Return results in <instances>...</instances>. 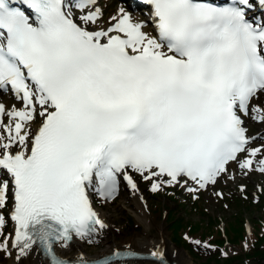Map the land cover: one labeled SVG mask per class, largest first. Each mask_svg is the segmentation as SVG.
I'll return each mask as SVG.
<instances>
[{
  "label": "snow or ice",
  "instance_id": "obj_1",
  "mask_svg": "<svg viewBox=\"0 0 264 264\" xmlns=\"http://www.w3.org/2000/svg\"><path fill=\"white\" fill-rule=\"evenodd\" d=\"M144 3L155 35L124 7L90 27L97 0H0V90L21 105L0 103V210L11 196L15 225L0 251L17 261L42 250L46 264H108L55 246L91 243L107 225L90 192L111 199L121 177L135 190L132 173L153 192L181 179L202 189L229 162L264 173V146L249 147L242 120L250 109L264 120L252 103L264 93V24L246 19L250 0Z\"/></svg>",
  "mask_w": 264,
  "mask_h": 264
},
{
  "label": "rangeland",
  "instance_id": "obj_2",
  "mask_svg": "<svg viewBox=\"0 0 264 264\" xmlns=\"http://www.w3.org/2000/svg\"><path fill=\"white\" fill-rule=\"evenodd\" d=\"M123 3L126 6L125 0H97V6L103 11L102 18L98 25L90 27L101 26L109 18L108 15ZM140 14L142 17L146 16L141 12ZM0 94V100L5 106L7 99H14L10 92ZM252 103L264 107V93L254 98ZM254 115L260 114L252 113L250 109L244 126L247 129L246 135L254 136V147H261L264 146V120L253 119ZM5 120L7 121V117H4ZM246 155L240 154V159H244ZM134 178L137 185L135 190L121 177L118 191L111 199H103L94 192L90 193L94 209L107 216L111 224L112 232L107 231L108 236H114L118 240L136 233L153 236L157 235L160 225L165 228L173 242L176 224L171 220L175 218L182 220L184 224L195 223L200 226L197 233L189 230L187 226L181 230V233L184 232L181 240L188 248L176 245L187 250L194 263L226 264L221 261L227 260L232 254H239V264H264V258L245 256L246 253L253 252L247 250L251 248L256 235L264 229V173L254 169H241L237 162H229L226 172L215 183L194 191L188 190L190 181L185 183L181 179L179 184L165 185L153 192L150 181L136 173ZM11 204L9 196L8 207L0 210L5 215V224L0 229V240L11 236L12 220L8 214ZM221 235L224 236V241L216 242L214 238ZM75 240L86 246L87 258L96 256L107 245L105 238L91 243L78 238ZM194 241L200 243L195 244ZM217 257L221 260L218 263L215 261ZM4 260H8V253L0 251V262ZM229 264H235V261Z\"/></svg>",
  "mask_w": 264,
  "mask_h": 264
},
{
  "label": "bare ground",
  "instance_id": "obj_3",
  "mask_svg": "<svg viewBox=\"0 0 264 264\" xmlns=\"http://www.w3.org/2000/svg\"><path fill=\"white\" fill-rule=\"evenodd\" d=\"M125 3L120 4L116 7V9L108 15V17L116 15L117 9L120 7H124L126 11H128L134 18H138L141 20H145V30L148 31L149 33L153 34L150 32V26L148 22V18L142 17L140 14V11L138 9H130L128 5L124 6ZM248 13H250V10H247ZM109 21V18L105 20V22L101 25H105ZM11 95L13 96V100L7 99L6 103L7 106H5L6 110L11 109L13 106L15 107H20V101L16 98V96L10 91ZM242 120L243 122H246L248 120V115H242ZM7 121L5 120V123ZM248 136V135H247ZM251 137V136H248ZM251 138H254L251 137ZM254 139L250 141L249 147H254ZM133 178H134V173H132ZM135 182L136 179L134 178ZM190 181V180H189ZM188 188H193V189H198L199 187L195 185L192 181H190ZM127 184V182L125 181ZM208 186V185H206ZM93 193V192H90ZM140 210V214L144 216L142 213V210ZM100 219L104 221V223L107 225V227L103 230H99L98 233L93 237L92 241H99L102 238L106 239L107 245L103 248L102 251L98 252L96 257L101 256L105 253L111 252L116 249H122L125 248V246H128L132 250L140 251V252H150L152 253L153 251L159 249L163 253V257L166 259H171L178 264H196L194 261H192L191 256L189 255L187 250H184L178 246H176L173 242H171V238L169 237L167 231L163 226H158V233L157 235H148V234H133L125 239L118 240L114 236H108L106 234L107 231L112 232V227L110 222L108 221L107 216L104 214H101L98 212V210H95ZM14 222L12 221V231H11V236L14 235ZM10 236V237H11ZM103 244V242H101ZM10 247V245H9ZM56 252L58 255H61L62 257H69V258H74L78 259L79 257L83 256L84 258L87 259V255L85 253L86 246L84 244H81L80 242L76 241L75 238L74 240L70 243V245L67 248H61L58 245L55 246ZM11 255L8 254V260H4L0 262V264H46L48 259L43 256L39 251H32L29 253L28 256L22 257L20 261H17L16 259V249H11ZM132 262H136L138 264H161L155 259L152 258H134L132 260H129Z\"/></svg>",
  "mask_w": 264,
  "mask_h": 264
},
{
  "label": "trees",
  "instance_id": "obj_4",
  "mask_svg": "<svg viewBox=\"0 0 264 264\" xmlns=\"http://www.w3.org/2000/svg\"><path fill=\"white\" fill-rule=\"evenodd\" d=\"M171 222L176 224V229H174V234H173V242L179 246H183L187 248L186 243L182 242L183 238V233H181V230L187 226L189 230L195 231L196 233L199 232L200 226L199 224H184L182 220H176L175 218H172ZM208 223V222H207ZM256 239L253 241L251 248L247 250L248 251H253L252 253H246L245 256L246 258H251V257H257V258H264V229L261 230L257 235ZM216 242L220 243L224 241V236L221 235L219 237L214 238ZM217 263L220 262V257H217L215 260ZM232 261H235V264H239L241 262V257L239 254H232L230 255L227 260L221 261L226 264L231 263Z\"/></svg>",
  "mask_w": 264,
  "mask_h": 264
}]
</instances>
